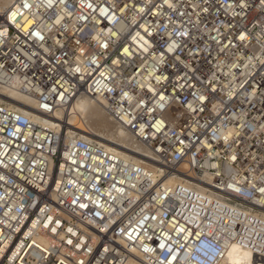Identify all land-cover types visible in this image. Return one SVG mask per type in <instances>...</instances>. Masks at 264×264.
Returning <instances> with one entry per match:
<instances>
[{"label": "built area", "instance_id": "obj_1", "mask_svg": "<svg viewBox=\"0 0 264 264\" xmlns=\"http://www.w3.org/2000/svg\"><path fill=\"white\" fill-rule=\"evenodd\" d=\"M4 5L0 264L264 260V0ZM78 95L146 154L39 122Z\"/></svg>", "mask_w": 264, "mask_h": 264}, {"label": "bare ground", "instance_id": "obj_2", "mask_svg": "<svg viewBox=\"0 0 264 264\" xmlns=\"http://www.w3.org/2000/svg\"><path fill=\"white\" fill-rule=\"evenodd\" d=\"M5 9V5L0 6L1 11ZM16 98L14 93H10L4 101H10L11 104L15 103L13 99ZM30 101L32 98L25 95L21 104L17 103L16 108L24 112L23 106L30 104ZM39 122L52 125L57 130L60 128L58 124L68 131L73 129L74 131L71 130L73 133L78 132L79 136L88 141L93 140L103 144L120 156L127 155L131 150L146 154L129 133L122 130L107 116L101 102L83 95L76 96L67 107L56 111L52 120H40ZM170 182L176 185L180 179L175 177ZM259 255L262 253L256 247H252L251 243L242 246L233 242L229 245L221 264H264V260Z\"/></svg>", "mask_w": 264, "mask_h": 264}, {"label": "rangeland", "instance_id": "obj_3", "mask_svg": "<svg viewBox=\"0 0 264 264\" xmlns=\"http://www.w3.org/2000/svg\"><path fill=\"white\" fill-rule=\"evenodd\" d=\"M71 130H73V129H71ZM71 130H69V131H71ZM74 131V130H73ZM73 131H71V132H73ZM77 132V131H76ZM119 151H121V150H119Z\"/></svg>", "mask_w": 264, "mask_h": 264}]
</instances>
